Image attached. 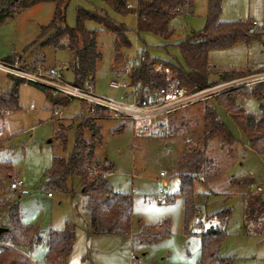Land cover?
Returning a JSON list of instances; mask_svg holds the SVG:
<instances>
[{"label":"rangeland","instance_id":"rangeland-1","mask_svg":"<svg viewBox=\"0 0 264 264\" xmlns=\"http://www.w3.org/2000/svg\"><path fill=\"white\" fill-rule=\"evenodd\" d=\"M78 7L102 10L129 29L127 37L131 47L124 51L120 49L121 58L115 64L112 34L92 21L85 23L87 29L97 30V46L101 53L92 89L86 88L87 91L112 102L129 103V90L112 86L115 81L128 82L123 72V60L135 53L146 52L150 58L183 65L175 44L204 27L207 0H194L190 11H184L171 21L174 33L167 41L150 33L137 36L136 17L115 14L103 0H70L66 10V25L70 28L75 26ZM53 9L54 4L48 1L27 8L14 17L1 18L0 60L20 56L21 60H17L15 66L29 71L26 77L39 74L48 80L47 71L54 68L64 83H71L73 75L67 69L70 58L67 51L35 47L26 54L23 52L36 40L41 27L50 23ZM237 20L250 23L261 37L228 49L211 51L210 65L220 71L264 69V0H222L219 21ZM39 58L44 59L43 67L36 72L29 70ZM153 68L170 74V70L160 63ZM3 71L0 80L5 81L7 70ZM8 72L19 73L11 68ZM47 83L51 85L52 96L64 99L65 96L57 92L59 85ZM231 84L248 88L259 84L264 88V70L212 88L224 93ZM213 97L158 118L154 125L156 135H139L127 120L111 117L94 120L101 139L95 145V158L100 163L113 164L112 172L107 175V184L114 193L128 195L132 201L129 232L117 228L111 233H96L90 231L79 177L69 178V192L66 194L44 187V174L52 159L67 158L73 149L80 119L92 118L95 107L76 99L69 100L65 107H53L47 91L27 82L21 83L18 88L20 110L0 121V164L9 163L14 176L9 180L0 174L1 187L10 203L19 205L21 223L39 229V242L32 250L20 248V253L32 264L44 263L45 241L51 230L58 235L72 234V248L63 257L65 264H132L133 258H140L142 264H196L200 259L198 233L218 230L224 234L219 251L222 257L231 258L232 264H264V155L250 148L243 131ZM237 104L254 115L259 113V103L253 97L237 100ZM209 105L216 110L234 141L225 143L220 138H213L207 144L206 155L212 164L205 170L203 179L193 181L197 215L185 231L176 164L187 140L201 147L203 109ZM55 109L59 114H54ZM60 135L65 136V143ZM82 135L85 141H91L92 134L88 129L83 130ZM160 172L165 173L166 188H162ZM16 179L22 182L26 194L9 190L10 183ZM160 189L163 196L159 194ZM11 193L14 195L9 197ZM0 216L1 225L9 227L7 211H0ZM164 222L168 223V235L153 242L138 236L142 225Z\"/></svg>","mask_w":264,"mask_h":264},{"label":"trees","instance_id":"trees-1","mask_svg":"<svg viewBox=\"0 0 264 264\" xmlns=\"http://www.w3.org/2000/svg\"><path fill=\"white\" fill-rule=\"evenodd\" d=\"M52 2L54 9L51 21L42 26L35 41L25 47L26 54L32 48L51 47L55 51H67L70 55L67 69L73 75L72 85L84 88L91 85L96 73L101 53L97 46V30L85 27L87 21H92L112 34L114 41V63L120 61L121 51L131 47L127 37L129 29L122 23L110 18L102 10H86L78 7L75 15V26L66 25V10L70 0H0V19L14 17L21 11L43 2ZM111 10L119 15L132 14L136 17L137 36L140 33H150L163 40H169L174 29L171 21L184 11H190L194 0H103ZM222 0H207L205 25L199 31L191 32L183 40L175 44L179 51L183 65L171 64L150 58L142 52L144 60L130 77V81L138 90L137 102L147 103L150 95L167 85L166 74L154 71L158 63L170 70L169 76L189 94L212 88L216 85L233 82L241 78L259 73V71H220L215 70L209 63V53L217 49H228L238 43H247L261 37L260 33L251 28L250 23L237 20L221 22ZM126 56H124V59ZM128 58V56H127ZM17 60L7 57L0 62L13 66ZM119 60V61H118ZM126 60V59H125ZM123 60V61H125ZM123 63V62H122ZM44 65V59L34 60L30 69L35 72ZM0 80V121L4 116L20 110L18 88L21 83L27 82L47 91L53 107H65L68 97L58 99L45 86L32 83L10 74H5ZM214 78V79H213ZM51 92V93H50ZM264 88L259 84L253 87H231L224 93L213 97V100L234 120L246 136L250 148L258 154L264 155ZM255 98L259 103V113L254 115L237 104L243 98ZM92 118H81L78 125L74 146L67 158H53L50 167L44 174L47 190L66 194L69 192L68 180L77 176L81 180L82 194L86 199L90 231L96 233H111L117 228L128 231L131 227V198L128 195L114 193L107 184V175L112 172L113 164L100 163L95 158V145L101 141L95 124V119L108 117L104 111L95 108ZM204 127L201 147L191 141H186L184 152L179 158L176 169L178 178V195L183 199L184 230L189 228L190 222L197 215L194 204L193 181L203 179V174L211 166L212 160L206 155V148L213 138H220L225 143H233L234 138L218 117L213 106H205ZM88 129L92 134L91 141H85L83 130ZM65 143V136L60 135ZM0 174L12 180L14 177L9 163L0 164ZM9 190L10 186H9ZM12 191V190H11ZM9 193V192H8ZM50 194V193H48ZM14 194L11 193L9 197ZM7 211L9 227L1 225L5 231L0 233V264H32L19 249L32 250L39 242V229L33 225H23L20 220L19 205L10 203L0 184V211ZM129 232V231H128ZM127 232H125L126 234ZM169 234L168 223L142 225L138 236L147 242H153ZM200 237V259L196 264H232L229 257H222L219 253L224 234L218 230H209L198 233ZM47 245L46 259L42 264H65L63 257L72 248L73 238L70 232L58 235L49 231L45 241Z\"/></svg>","mask_w":264,"mask_h":264},{"label":"built area","instance_id":"built-area-1","mask_svg":"<svg viewBox=\"0 0 264 264\" xmlns=\"http://www.w3.org/2000/svg\"><path fill=\"white\" fill-rule=\"evenodd\" d=\"M133 5L134 4L129 5V7H132ZM251 24L253 26H256L255 22H252ZM143 60V53H135L134 56L128 57L123 63V72L128 77V82L124 80L112 82V86L116 88L129 90V96L131 98V101L129 103H116L98 97L94 95L93 91H87V89H92V85H87L86 87L81 88L76 87L71 83H64L61 79V74L54 68L48 69V80H45L39 74L26 77V74H30V72L26 69L16 67L15 64L13 66H9L0 62V72H4L3 70H7L5 72L6 74H10L32 83L45 86L49 90H52V88L51 85H49L47 82L49 81L52 83H56L57 85H59V89L57 92H60L63 96L68 97L69 99L87 101L96 109L104 111L108 117L127 120L131 122L137 129V133L139 135H156L157 133L156 131H154V125L158 118L176 112L189 105L199 103L207 98L217 96L221 93V90L216 91L215 88H209L193 94H189L184 88L180 87L176 81L171 79L169 73L163 71L166 74V87L153 92L150 95L147 103L139 104L137 102L138 90L136 86L131 83L130 77ZM9 68L19 71V73L8 72ZM153 69L156 72H161L157 68ZM228 87L233 86L231 84L230 86L228 85ZM54 114H59V112L55 109ZM164 176L165 173H160V177ZM22 188V182L18 179L10 183V189L12 191H18L21 195H24L27 192ZM159 194H161L162 196L164 195L162 189L159 190ZM48 196H50V194H48ZM132 264H142L141 259L133 258Z\"/></svg>","mask_w":264,"mask_h":264},{"label":"crops","instance_id":"crops-1","mask_svg":"<svg viewBox=\"0 0 264 264\" xmlns=\"http://www.w3.org/2000/svg\"><path fill=\"white\" fill-rule=\"evenodd\" d=\"M174 113V112H173ZM168 115H172V113L168 114ZM160 173H163V172H160ZM161 183H162V188H166L168 186V182L167 180H164L163 177H161ZM261 190V188H259Z\"/></svg>","mask_w":264,"mask_h":264},{"label":"water","instance_id":"water-1","mask_svg":"<svg viewBox=\"0 0 264 264\" xmlns=\"http://www.w3.org/2000/svg\"><path fill=\"white\" fill-rule=\"evenodd\" d=\"M3 231H5V229H3V228H0V233H1V232H3Z\"/></svg>","mask_w":264,"mask_h":264}]
</instances>
